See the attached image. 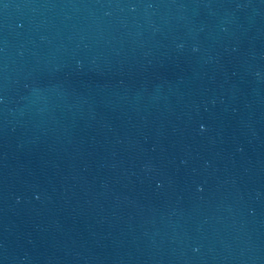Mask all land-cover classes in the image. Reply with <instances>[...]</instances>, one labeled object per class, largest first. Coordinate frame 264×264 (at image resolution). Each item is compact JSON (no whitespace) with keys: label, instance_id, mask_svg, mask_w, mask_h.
Segmentation results:
<instances>
[{"label":"water","instance_id":"obj_1","mask_svg":"<svg viewBox=\"0 0 264 264\" xmlns=\"http://www.w3.org/2000/svg\"><path fill=\"white\" fill-rule=\"evenodd\" d=\"M0 264H264V0H0Z\"/></svg>","mask_w":264,"mask_h":264}]
</instances>
